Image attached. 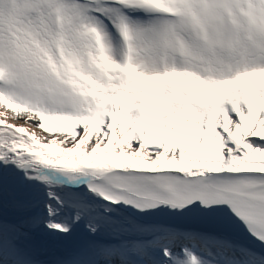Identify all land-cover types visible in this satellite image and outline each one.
<instances>
[{
    "label": "snow or ice",
    "instance_id": "6c2138e0",
    "mask_svg": "<svg viewBox=\"0 0 264 264\" xmlns=\"http://www.w3.org/2000/svg\"><path fill=\"white\" fill-rule=\"evenodd\" d=\"M0 264H264V0H0Z\"/></svg>",
    "mask_w": 264,
    "mask_h": 264
},
{
    "label": "rangeland",
    "instance_id": "374dc122",
    "mask_svg": "<svg viewBox=\"0 0 264 264\" xmlns=\"http://www.w3.org/2000/svg\"><path fill=\"white\" fill-rule=\"evenodd\" d=\"M9 122H13V121H9ZM14 122L17 124H24L23 120H16ZM24 126L28 128H32L31 124H25ZM35 131L38 137H46L49 135L48 133H45L43 130H40L39 128H36Z\"/></svg>",
    "mask_w": 264,
    "mask_h": 264
}]
</instances>
